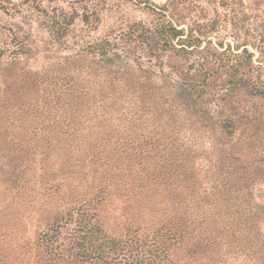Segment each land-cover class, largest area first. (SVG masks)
I'll return each instance as SVG.
<instances>
[{
    "label": "rangeland",
    "instance_id": "rangeland-1",
    "mask_svg": "<svg viewBox=\"0 0 264 264\" xmlns=\"http://www.w3.org/2000/svg\"><path fill=\"white\" fill-rule=\"evenodd\" d=\"M166 21L183 28L182 38H195L198 50L166 46L159 28ZM170 43L179 48L176 38ZM102 44L109 56L101 54ZM73 70L93 88L99 81L119 94L103 104L127 110L119 119L145 134L143 146L156 138L152 144L166 154L190 159L188 190L204 194L213 185L228 206L229 239L257 247L264 264V96L245 88H264V0H0V108L33 103L42 79L60 80ZM184 80L192 98L179 96ZM130 85L139 88L135 95L125 94ZM33 179L34 188L22 178L15 191L0 181V264L73 258L72 223L63 226L60 216L76 197L40 190V177ZM167 186L166 198L173 192ZM122 204L113 196L102 207L117 216ZM43 241L59 246L61 255Z\"/></svg>",
    "mask_w": 264,
    "mask_h": 264
},
{
    "label": "trees",
    "instance_id": "trees-1",
    "mask_svg": "<svg viewBox=\"0 0 264 264\" xmlns=\"http://www.w3.org/2000/svg\"><path fill=\"white\" fill-rule=\"evenodd\" d=\"M177 27L171 21L159 27L166 46L176 53L198 50L196 39L182 38L184 30ZM174 38L179 48L170 43ZM103 45L101 54L109 56ZM67 73L56 81L42 79L39 101H11L0 108V181L5 190L22 178L34 188L33 178L40 177V190L76 197V204L85 202L74 203L60 216L63 226L72 223L75 234L67 243L73 258L67 255L60 264H262L257 247L229 239L224 229L228 206L211 191L213 185L204 194L188 190L194 184L189 158L166 154L152 144L157 142L154 136L145 144L150 150L139 151L146 148V137L119 119L127 110H116L115 101L103 104L119 94L107 93L99 81L96 89L84 83L81 72ZM190 85L181 83L180 97L192 98ZM245 88L264 96V88L254 83ZM137 90L130 85L125 94L135 95ZM141 99L148 101L146 94ZM166 184L173 187L167 198ZM113 196L124 203L117 216L102 207ZM43 244H51L61 255L51 241Z\"/></svg>",
    "mask_w": 264,
    "mask_h": 264
}]
</instances>
